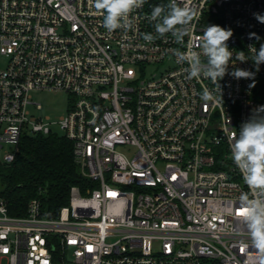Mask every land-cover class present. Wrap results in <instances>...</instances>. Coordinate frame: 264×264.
Masks as SVG:
<instances>
[{
	"label": "built area",
	"instance_id": "obj_1",
	"mask_svg": "<svg viewBox=\"0 0 264 264\" xmlns=\"http://www.w3.org/2000/svg\"><path fill=\"white\" fill-rule=\"evenodd\" d=\"M195 11L184 42L155 34L147 17L169 0H146L130 14L134 27L109 32L94 0H0V161L12 163L24 136L73 144L85 192L44 217L40 200L12 217L0 197V264H260L241 220L249 192L231 159L230 139L264 105V0H177ZM208 24L231 28L235 68L218 86L189 78L175 50L200 51ZM251 33L260 37L257 40ZM244 52L246 62L235 58ZM254 85V86H250ZM215 100L201 99L203 91ZM68 96L58 121L35 116L32 94Z\"/></svg>",
	"mask_w": 264,
	"mask_h": 264
},
{
	"label": "clouds",
	"instance_id": "obj_2",
	"mask_svg": "<svg viewBox=\"0 0 264 264\" xmlns=\"http://www.w3.org/2000/svg\"><path fill=\"white\" fill-rule=\"evenodd\" d=\"M145 3L146 0H94V8L103 16V26L109 32L116 29L129 31L134 27V19L130 18V14L142 8ZM253 15L260 23H264V15ZM195 16L194 10L182 6L177 0H169L167 5H156L147 17L150 22H154L155 34L146 33L143 39L151 43L171 34L178 44H182ZM201 31L198 41L200 51L181 52L177 49V62L189 65V78L204 77L216 84L222 100L219 82L226 75L239 80L253 78L255 74L240 68L229 73L233 52L227 42L234 34L231 28L208 24ZM252 36L260 39L255 33H251ZM249 49L254 52L251 59L259 71V66L264 64V44L260 45L259 50L253 49L251 45ZM235 58L241 63L247 61L243 51L238 52ZM201 99L207 102L214 101L215 97L205 89ZM230 152L232 161L250 189V193H241L238 198L240 218L251 240V247L260 254V264H264V105L253 109L249 118L241 124L238 134L231 137Z\"/></svg>",
	"mask_w": 264,
	"mask_h": 264
},
{
	"label": "trees",
	"instance_id": "obj_3",
	"mask_svg": "<svg viewBox=\"0 0 264 264\" xmlns=\"http://www.w3.org/2000/svg\"><path fill=\"white\" fill-rule=\"evenodd\" d=\"M74 156L72 142L63 136L22 137L15 160L0 161V197L10 216H26L28 204L40 200L44 217H56L69 205L72 188L85 192L90 182Z\"/></svg>",
	"mask_w": 264,
	"mask_h": 264
},
{
	"label": "rangeland",
	"instance_id": "obj_4",
	"mask_svg": "<svg viewBox=\"0 0 264 264\" xmlns=\"http://www.w3.org/2000/svg\"><path fill=\"white\" fill-rule=\"evenodd\" d=\"M32 102L40 104L43 107L42 111H37L35 107H30L31 113L35 116L44 118H50L51 121H58L61 117L65 116L68 111V96L59 92H41L34 93L31 96ZM54 133H58L60 136V130L58 127H53ZM11 149L10 146H5L0 151V158H2Z\"/></svg>",
	"mask_w": 264,
	"mask_h": 264
}]
</instances>
